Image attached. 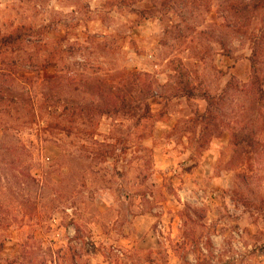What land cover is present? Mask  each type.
<instances>
[{"label":"rangeland","instance_id":"obj_1","mask_svg":"<svg viewBox=\"0 0 264 264\" xmlns=\"http://www.w3.org/2000/svg\"><path fill=\"white\" fill-rule=\"evenodd\" d=\"M17 29L0 264H264V0H0ZM116 92L147 116L86 115Z\"/></svg>","mask_w":264,"mask_h":264},{"label":"trees","instance_id":"obj_2","mask_svg":"<svg viewBox=\"0 0 264 264\" xmlns=\"http://www.w3.org/2000/svg\"><path fill=\"white\" fill-rule=\"evenodd\" d=\"M23 31H25V29H17L14 30L13 33L6 35V36H1L0 35V52H4L6 49L9 48H13L16 47L17 45L19 46L20 44L23 43L24 39H23ZM1 55V54H0ZM183 93L186 97H193V89H188L186 87H184L183 89ZM140 94H142L140 92ZM108 100L106 102H104V104H102L100 107H91V108H85V111L87 112L86 115H88L89 117H94V116H108V115H117L119 113H123V112H130L129 114H138L139 112H142V117H146L148 114V111L146 110V106L144 109H141L139 103H137L136 101H134L133 99L130 100L129 97H127V95H122V93L116 92L115 94H111L108 95ZM0 100H4V98H0ZM213 103H215V100H210L208 101L209 104V109H211V106L213 105ZM83 113V112H81ZM210 119L206 116H203L201 118V124L206 125L205 129L203 130L204 133L205 131H207V129L211 126H215L216 124H214V118L211 122H209Z\"/></svg>","mask_w":264,"mask_h":264}]
</instances>
